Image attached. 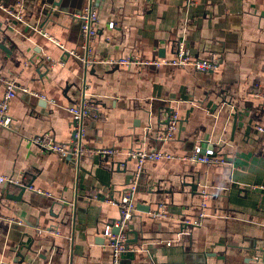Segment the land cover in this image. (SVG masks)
I'll return each mask as SVG.
<instances>
[{
  "label": "crops",
  "instance_id": "0c3cea01",
  "mask_svg": "<svg viewBox=\"0 0 264 264\" xmlns=\"http://www.w3.org/2000/svg\"><path fill=\"white\" fill-rule=\"evenodd\" d=\"M189 1L100 0L95 58L169 59L182 43L196 58L217 60L215 71L102 63L85 71L53 41L82 52L74 14L87 0H0V75L30 92L18 90L12 125L0 131V175L49 194L26 190L15 200L7 195L21 189L0 186V264L111 263L105 231L120 210L108 200L134 184L136 161L93 155L77 165L31 140L50 133L70 142L68 108L84 89L98 111L86 122V147L176 157L146 163L127 229L135 258L122 264H264V191L249 189L264 186V135L256 131L264 126V0ZM172 111L180 115L175 139L161 143ZM197 146L226 164L193 162ZM203 189L206 219L186 226L203 211ZM161 205L165 219L154 216Z\"/></svg>",
  "mask_w": 264,
  "mask_h": 264
},
{
  "label": "built area",
  "instance_id": "2783aa9c",
  "mask_svg": "<svg viewBox=\"0 0 264 264\" xmlns=\"http://www.w3.org/2000/svg\"><path fill=\"white\" fill-rule=\"evenodd\" d=\"M100 0H87V5L80 12L74 14V18L81 24V32L83 36V43L81 45L82 52L76 50H69L58 41H53L55 44L64 51L65 54L70 57L79 60L87 71L90 67L96 63L107 64L111 67H125L129 68L133 65L141 67H155L160 68L162 66H171L173 68L186 69L190 68L200 73H208L215 71L218 68V61L215 59H200L194 57L184 44H179L175 49L172 58L163 59H143L138 55H132L130 57L120 58H108L105 60L97 61L94 55L93 44L99 35V10L98 4ZM192 1V0H190ZM189 1V2H190ZM1 7V5H0ZM2 8V7H1ZM19 20H22L21 15H16ZM113 27V23L110 24V28ZM62 63V61H60ZM0 83L4 86V93L0 99V131L5 128H10L12 125V117L10 115V106L12 100L17 97L18 90H22L24 93H30L26 88H20L15 81L7 79L0 75ZM87 90L84 89L81 93V98L78 104L68 108L69 113L72 116L73 138L70 142L61 143L58 142L50 133L38 135L32 137V143L40 148L41 151L53 155H57L61 158L71 157L77 165H80L83 161L97 155L101 158H115L118 156H126L136 161L137 169L135 173L136 181L125 191L119 201L108 200L109 203L116 206L120 210V217L112 225L107 226L105 236L109 239L108 246L111 249L112 257L110 264H121L122 255L129 252V238L127 229L130 222L138 212L136 204V192L138 188V180L140 175L144 172V167L147 162H160L174 160L176 157L171 153H164L161 151H151L146 149H132L125 152L118 151L111 148L101 149H89L84 144V138L86 137V122L89 119L98 118V111L93 105L90 104L86 97ZM38 96V94H35ZM257 97L260 95L257 93ZM264 103V99H263ZM180 123V115L178 112L172 111L169 114V119L164 131L157 136V140L161 143L171 142L175 139L176 132ZM256 131L264 135V126H257ZM193 162L203 163L207 166L215 164H226V160L222 155H219L217 151L212 149L203 150L201 147H195V150L190 158ZM7 185L15 189L25 188L27 190L35 191L40 194L49 195L35 188L33 185L26 183L21 177L0 175V186ZM249 189H260L264 191L263 185H250ZM203 209L197 218L185 219L184 225L190 227L201 226L206 219L205 209L207 208V191L203 189L201 191ZM93 199L99 200L98 195L93 196ZM166 207L161 205L158 211L154 214L156 218L165 219L167 217ZM118 228V234L113 233V229Z\"/></svg>",
  "mask_w": 264,
  "mask_h": 264
},
{
  "label": "water",
  "instance_id": "95a60500",
  "mask_svg": "<svg viewBox=\"0 0 264 264\" xmlns=\"http://www.w3.org/2000/svg\"><path fill=\"white\" fill-rule=\"evenodd\" d=\"M1 48L2 49H5L3 46H1ZM69 159H73V158H71V157H68ZM74 161V160H73ZM142 176V174L140 175V177ZM194 189L196 188L195 186L193 187ZM21 189V193L18 195V197H16V196H12V195H7V198H9V199H15V200H19V199H21V196H22V193L23 192H25L27 189H25V188H20ZM118 232H119V229L118 228H116V230H114V234H118ZM126 256H130V257H134L135 258V253L134 252H126V253H124L123 255H122V259L124 258V257H126ZM121 259V260H122ZM16 262H18L17 260H16ZM22 263L24 262V259H22V261H21ZM21 263V264H22ZM122 264V263H121Z\"/></svg>",
  "mask_w": 264,
  "mask_h": 264
}]
</instances>
